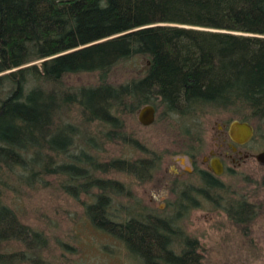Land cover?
I'll use <instances>...</instances> for the list:
<instances>
[{"label":"trees","instance_id":"1","mask_svg":"<svg viewBox=\"0 0 264 264\" xmlns=\"http://www.w3.org/2000/svg\"><path fill=\"white\" fill-rule=\"evenodd\" d=\"M135 59L144 70L111 81ZM84 74L97 83H69ZM148 105L156 109L150 127L177 134L181 150H153L134 137ZM233 121L264 138V0H0V264H38L48 249L15 207L51 178L65 195L92 198L87 217L126 247L128 264H202L198 240L180 226L198 202L165 216L129 205L132 192L109 176L145 183L169 156L197 163L205 127ZM110 146L139 154L109 157ZM201 175L207 183L196 194L227 204L216 208L247 227L251 203L237 207L235 194L225 200L222 184Z\"/></svg>","mask_w":264,"mask_h":264},{"label":"rangeland","instance_id":"2","mask_svg":"<svg viewBox=\"0 0 264 264\" xmlns=\"http://www.w3.org/2000/svg\"><path fill=\"white\" fill-rule=\"evenodd\" d=\"M144 66L145 62L138 59L122 63L114 70L111 81L119 84L131 80L145 69ZM69 80L73 86H91L97 83V76L84 74ZM223 129L222 124L205 127V156L209 157L211 152V157L225 158L226 171L229 168L230 172L219 177L220 181L229 186L233 194L253 203L256 216L245 227L232 222L223 209L216 208H224V204H213L200 199L199 208L183 215L180 226L188 236L198 240L202 264H264V165L256 160V155L264 150V138L255 137L243 151L235 154L238 162H234L224 147L216 149L217 142L225 137ZM134 137L153 150L168 153L181 150L182 142L185 141L175 133L164 134L161 124L148 128L135 126ZM109 150L106 155L113 158H130L139 154L123 146H110ZM123 153L125 154L122 155ZM181 157L191 158L184 154L169 156L150 182H139L125 173H116L109 178L132 192L133 198L129 205L134 204L133 200L138 201L142 207L160 210L165 216L172 217L178 210L175 207L177 197L173 192L174 187H166L165 183L169 174L182 171L183 165L173 162L181 161ZM196 164L197 171L208 170L209 162H202V158ZM191 178L192 175L176 177V181L184 183ZM54 182L51 178L48 189L29 192L30 196L17 200L19 207H15L23 224L43 233L49 239L48 249L43 252L38 264H128L130 260L126 247L96 229L87 217L85 208L87 203L93 202L92 198L65 195L56 190ZM120 205L115 198L113 207ZM14 249L22 250L18 245H14Z\"/></svg>","mask_w":264,"mask_h":264},{"label":"flooded vegetation","instance_id":"3","mask_svg":"<svg viewBox=\"0 0 264 264\" xmlns=\"http://www.w3.org/2000/svg\"><path fill=\"white\" fill-rule=\"evenodd\" d=\"M223 128H224L223 130L225 132V137L223 138V140H221V141L219 140V142H217L218 145L216 144L217 145L216 149L220 148V146L224 147V150L226 151L228 156H230L234 160V162L235 161L238 162V158H236L237 156L235 154H237V152L243 151L245 149V146L248 145L249 143L246 145H243V146H239V145L234 144L228 136V127L223 126ZM226 137L228 138V140L226 139ZM262 152H264V150ZM261 153H259V154H261ZM210 154H211V152L209 153V157L204 156L202 158V162H204V163L209 162L208 170L197 171V164L195 163V161L192 158L187 159V157H186V159H183V157H181V159H180L181 161H177V160L173 161L174 163H177L179 165H183V167L181 166L182 171L181 172L175 171V172H173V174H169V176H168L169 178L166 179V181L167 180L168 181H167V183H165L166 187H170L171 185H172L171 187H174L173 192L175 193V196L177 197L176 202H175V207L176 206L177 207H195L197 202H198V206H199V204H201L200 199H204L205 201H207V199H205L203 196L196 194L198 191H201L203 189L204 185L207 183L201 175V172H204V171L208 174L207 175L208 178H211V179L213 178V179L217 180L224 187L223 190L228 192V194L226 193L227 196L225 197V200H229V197L232 196L233 191L230 190L229 186H227L225 183H222L219 179V177H221L223 175H227L230 172L229 168L226 171L225 158L221 159L220 157H217V156L211 157L212 155H210ZM258 155H256V160H257ZM216 157L220 159V161L222 162V164L224 166V173L221 176L215 175L212 171V168H211L210 161L212 160V158H216ZM183 162H185V163H183ZM190 175H192V178L190 180L184 182V183L176 181L177 180L176 177L177 178H183L184 176H190ZM183 197H185V198H183ZM236 199L238 201L237 207H241L240 204H242V207H243V200L245 198L237 194ZM181 200H182V202H181ZM208 202L211 203V201H209V200H208ZM225 205L226 206H224V207H228L227 204H225ZM250 206L255 207V205H253V203Z\"/></svg>","mask_w":264,"mask_h":264},{"label":"water","instance_id":"4","mask_svg":"<svg viewBox=\"0 0 264 264\" xmlns=\"http://www.w3.org/2000/svg\"><path fill=\"white\" fill-rule=\"evenodd\" d=\"M138 120L144 127L152 126L156 121V109L151 105L144 107L139 112ZM228 136L234 144L243 146L253 140L255 129L248 122L233 121L228 126ZM257 161L264 164V152L257 156ZM210 164L215 175L221 176L224 173V166L219 158H212Z\"/></svg>","mask_w":264,"mask_h":264}]
</instances>
